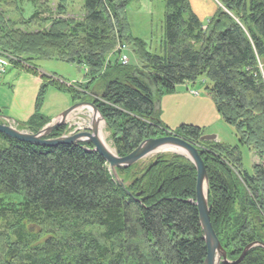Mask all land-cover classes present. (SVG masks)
<instances>
[{
    "label": "trees",
    "instance_id": "16d2710c",
    "mask_svg": "<svg viewBox=\"0 0 264 264\" xmlns=\"http://www.w3.org/2000/svg\"><path fill=\"white\" fill-rule=\"evenodd\" d=\"M66 1H58L55 17L40 19L34 10L18 23L3 10L11 3L0 1V55L28 72L40 61L82 67L97 95L42 76L23 128L33 134L49 122L39 103L50 84L72 104L93 101L116 155L124 157L146 139L170 135L159 120L161 97L203 78L219 118L257 157L252 173L241 169L237 147L200 142L199 128L181 125L173 134L203 161L210 223L227 260L249 244H264V0H216L224 11L205 28L188 0H162L159 54L129 35L126 9L133 0H83L79 21L64 17ZM37 21L46 26L29 31ZM119 42L130 46L138 66L111 61ZM0 139L7 145L0 152V264H203L196 173L184 157L159 154L144 166L118 169L122 188L91 145ZM239 264H264V249H250Z\"/></svg>",
    "mask_w": 264,
    "mask_h": 264
},
{
    "label": "rangeland",
    "instance_id": "374dc122",
    "mask_svg": "<svg viewBox=\"0 0 264 264\" xmlns=\"http://www.w3.org/2000/svg\"><path fill=\"white\" fill-rule=\"evenodd\" d=\"M0 1L11 3L12 9L3 10L7 11V17L11 21L18 23L21 19H29L34 10L39 11L40 19L49 15L55 17L59 0H32V2L15 0V3L13 0ZM216 2L218 3L217 11L219 9L224 11L221 4L218 1ZM65 4L64 17L75 21L81 20L83 0H67ZM163 14L164 2L162 0H133L126 9L129 35L141 40L145 44L146 50L153 54L160 53ZM38 21L40 20L38 19ZM38 21L27 26V29L29 28V31H32L37 28L40 29L35 25L46 26L42 22L39 24ZM207 21L203 23L206 25ZM125 45L128 57V64L125 67L134 64L138 66L139 63L132 55L130 46ZM110 53L111 61L115 60L118 55V52H115V45ZM0 65H4L6 68L5 74L0 79V116L15 123H22L26 116L33 114L42 85L41 79H39L41 74L48 78V81L57 79L67 86L78 83L83 77V69L57 61L36 62L35 70L30 68V73L12 66L9 59L3 55H0ZM260 71L264 81V68L262 66H260ZM35 76H38L40 82ZM206 83L205 79L198 78L193 84L179 85L173 93L162 96L160 99L159 120L172 133L176 132L181 125L192 126L199 128L203 136H215L216 141L220 144L231 148L237 147L240 151L241 169L251 174L252 166L258 159L252 151L239 144L233 127L225 124L219 118L211 97L205 91ZM69 100V95L59 92L50 84L46 85L39 103L40 114L53 119L61 113L59 110L64 106V101L68 103ZM73 117L71 122L79 124V126H72V130L77 128L80 129L79 132H84L89 128L91 114L87 110ZM26 132L29 131L26 130ZM101 132L107 145L114 150L111 133L105 129L103 124H101ZM6 147L7 145L0 139V152ZM155 156L146 158L139 164L144 166L153 161Z\"/></svg>",
    "mask_w": 264,
    "mask_h": 264
},
{
    "label": "water",
    "instance_id": "95a60500",
    "mask_svg": "<svg viewBox=\"0 0 264 264\" xmlns=\"http://www.w3.org/2000/svg\"><path fill=\"white\" fill-rule=\"evenodd\" d=\"M89 109L92 114L91 127L89 132L76 133L74 135H62L57 138H48L56 129H65L69 123L70 117L77 111ZM104 124V119L93 103L80 102L75 103L58 116L51 119L36 133H26L5 125L0 118V135L9 139L26 143L33 146L55 147L58 145H81L87 144L93 147V151L101 156L108 167V170L114 181L122 188L126 183L118 177V169H128L145 158L159 153L171 152L184 157L194 167L195 170V202L194 205L198 213V221L202 233V240L205 244L206 257L203 264H239L246 253L254 248L261 247L264 244L254 242L247 245L237 260L228 261L226 253L221 247L210 223V208L208 206V177L203 161L194 146L177 137L169 135L155 139H146L142 141L132 152L124 157H118L113 150H107L98 139V123ZM200 142H216L215 136H201Z\"/></svg>",
    "mask_w": 264,
    "mask_h": 264
},
{
    "label": "crops",
    "instance_id": "0c3cea01",
    "mask_svg": "<svg viewBox=\"0 0 264 264\" xmlns=\"http://www.w3.org/2000/svg\"><path fill=\"white\" fill-rule=\"evenodd\" d=\"M188 2L190 4V7H191L193 14L199 19L200 23L202 24V27L205 28L206 25L203 22L207 21L209 18H211L217 12L218 3L216 2V0H188ZM37 68H38V66H37ZM77 68H79L81 70L83 69L82 67H77ZM82 72H83V77L80 79V81H78V83H75V84L83 85L84 83H86L89 80L88 77H86L87 76L86 71H84V69H83ZM27 73H30V72L27 71ZM35 77L37 78L38 82H40V80H39L40 78L38 79V76H35ZM71 105H72L71 101L68 103H67V101H64V106H62L59 111L62 112L65 109H67L68 107H70ZM35 109L36 108L34 107V112H35ZM159 110H160V102H159ZM34 112H33V114H34ZM33 114H29L28 116H26L25 120L21 124H25ZM10 123H13V122L10 121Z\"/></svg>",
    "mask_w": 264,
    "mask_h": 264
},
{
    "label": "bare ground",
    "instance_id": "6f19581e",
    "mask_svg": "<svg viewBox=\"0 0 264 264\" xmlns=\"http://www.w3.org/2000/svg\"><path fill=\"white\" fill-rule=\"evenodd\" d=\"M90 83V80H88L86 83H84L82 86L83 87H86V90H85V92L89 95V96H91V97H93V98H96V92H95V90L92 88V89H89V88H87V85ZM91 103H93L94 104V102L92 101ZM95 105V104H94ZM98 139H99V141L102 143V145L107 149V150H111V148L107 145V143L105 142V139H104V137H103V134H102V132H101V122H99L98 123Z\"/></svg>",
    "mask_w": 264,
    "mask_h": 264
},
{
    "label": "built area",
    "instance_id": "2783aa9c",
    "mask_svg": "<svg viewBox=\"0 0 264 264\" xmlns=\"http://www.w3.org/2000/svg\"><path fill=\"white\" fill-rule=\"evenodd\" d=\"M115 51L118 52V60L119 63L122 66H125L128 62V58L125 54V52L127 51V47L124 44H117V46L115 47ZM4 73V69L2 66H0V77L2 76V74Z\"/></svg>",
    "mask_w": 264,
    "mask_h": 264
}]
</instances>
